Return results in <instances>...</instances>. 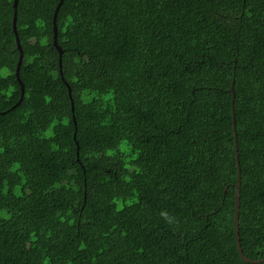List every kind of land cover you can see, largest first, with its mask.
Wrapping results in <instances>:
<instances>
[{"label":"trees","instance_id":"1","mask_svg":"<svg viewBox=\"0 0 264 264\" xmlns=\"http://www.w3.org/2000/svg\"><path fill=\"white\" fill-rule=\"evenodd\" d=\"M59 1L17 74L0 0V264H264V0Z\"/></svg>","mask_w":264,"mask_h":264},{"label":"water","instance_id":"2","mask_svg":"<svg viewBox=\"0 0 264 264\" xmlns=\"http://www.w3.org/2000/svg\"><path fill=\"white\" fill-rule=\"evenodd\" d=\"M18 1L19 0H14L13 3V7H14V15H13V29L16 35V40H17V44L18 47L20 49V56H19V60L17 63V68H16V73L18 74L21 63H22V59H23V50L20 44V40H19V36H18V32H17V27H16V21H17V6H18ZM63 0H60L59 3L57 4L56 8H55V12H54V17H53V31H54V44L55 46L59 49V54L60 56L62 55V49L60 48V46L58 45V41H57V14L59 11L60 6L62 5ZM61 59V58H60ZM61 62V60H60ZM68 89H69V94L71 96V88L68 85ZM230 90L232 91L233 97H232V115H233V127H234V137H235V147H236V152H238V147H237V131H236V122H235V111H234V96H235V91H234V81L232 82V85L230 87ZM72 97V96H71ZM22 99V98H21ZM72 108L73 107V100H72ZM237 160H238V153H237ZM240 185H241V172H240V168L238 165V183H237V191H236V210H235V236H236V241H237V248L238 251L241 255V257L247 261V262H251V263H255V262H262L264 261V257L261 259H251L248 256H246L243 253V249L241 246V242H240V236H239V225H238V221H239V209H240Z\"/></svg>","mask_w":264,"mask_h":264}]
</instances>
